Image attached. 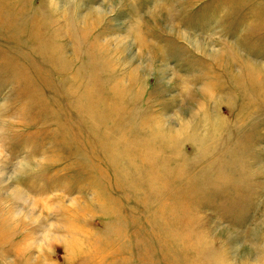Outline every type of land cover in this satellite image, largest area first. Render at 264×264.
I'll list each match as a JSON object with an SVG mask.
<instances>
[{
	"label": "rangeland",
	"instance_id": "rangeland-1",
	"mask_svg": "<svg viewBox=\"0 0 264 264\" xmlns=\"http://www.w3.org/2000/svg\"><path fill=\"white\" fill-rule=\"evenodd\" d=\"M0 264H264V0H0Z\"/></svg>",
	"mask_w": 264,
	"mask_h": 264
}]
</instances>
